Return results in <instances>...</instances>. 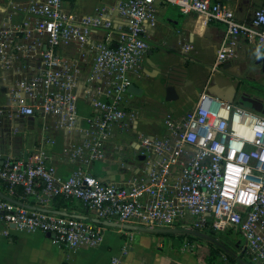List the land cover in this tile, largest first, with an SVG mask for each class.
I'll list each match as a JSON object with an SVG mask.
<instances>
[{"label":"built area","instance_id":"built-area-1","mask_svg":"<svg viewBox=\"0 0 264 264\" xmlns=\"http://www.w3.org/2000/svg\"><path fill=\"white\" fill-rule=\"evenodd\" d=\"M1 1L21 16L11 28L0 27V70L14 69L18 75L17 114L53 119L58 129L76 127L77 57L90 45L94 31H104L84 85L99 99H92L95 112L86 121L85 138L72 146V155L88 163L103 158L112 128L124 118L122 98L149 49L144 26L153 20L156 4L223 27L212 71L234 58L238 38L264 52L262 8L254 10L249 22H238L220 0H126L115 10L128 24L114 27L100 16L77 19L65 13L62 0ZM66 50L74 57L64 58ZM166 127L175 137L173 147L143 140L142 150L133 156L142 154L146 161L125 186L104 183L80 169L62 179L41 150L26 159L0 162V186L7 197L16 200L21 191L20 196L31 197L39 208L49 209L55 198L75 201L101 221L148 228L195 225L230 241L238 234L250 260L264 264V236L259 230L264 220V116L203 92L184 122L168 121ZM1 229L40 232L64 250L96 246L104 230L0 198ZM127 254L125 247L122 255Z\"/></svg>","mask_w":264,"mask_h":264},{"label":"crops","instance_id":"crops-1","mask_svg":"<svg viewBox=\"0 0 264 264\" xmlns=\"http://www.w3.org/2000/svg\"><path fill=\"white\" fill-rule=\"evenodd\" d=\"M120 1L126 0H62L64 12L77 19L100 16L104 21H111L114 27H124L128 24L127 20L120 18L115 10ZM220 2L232 9L238 22H249L254 10L264 9V0ZM20 19L19 13L10 12L5 2L0 0V27L11 28ZM222 34L223 27L219 24L208 23L194 15H182L173 6L156 4L153 20L144 26L149 49L139 72L131 77V85L140 89L142 95L137 97L127 93L122 98L124 118L112 128L103 158L92 163L72 155V146L80 144L85 138L86 121L95 112L92 99H99L92 98V93L87 92L84 85L93 66L95 46L104 40V31H94L90 45L77 57V122L70 131L56 128L53 119L38 114L30 118L19 116L14 97L18 75L14 69L0 70V162L26 159L34 150H41L47 154L50 164L62 179L80 169L104 183L125 186L140 165L133 152L142 150L143 140L161 141L169 148L173 147L175 137L167 129L166 122H184L201 93L237 103L240 92L245 87L248 90L250 83L263 84L264 72L257 61L264 58V52L242 38H238L234 45V58L224 62L218 70H211ZM62 55L68 60L74 57V53L68 50ZM168 86L174 88L177 100L165 101ZM0 193H6L2 186ZM15 199L24 205L37 207L31 197L18 195ZM52 205L49 202L48 208L52 209ZM62 211L94 218L77 202ZM102 227L100 244L81 246L76 250L59 248L40 232L1 229L0 264H201L191 253H185V247L180 253L170 251L171 240L165 234ZM259 230L264 236V220H261ZM230 242L233 247L229 248L241 255L246 264H258L246 255L242 238L239 240L237 237L236 241ZM125 247L128 254L123 256ZM222 264L230 263L224 260Z\"/></svg>","mask_w":264,"mask_h":264},{"label":"water","instance_id":"water-1","mask_svg":"<svg viewBox=\"0 0 264 264\" xmlns=\"http://www.w3.org/2000/svg\"><path fill=\"white\" fill-rule=\"evenodd\" d=\"M258 65L262 66V71L264 72V58H260L257 61ZM127 93L131 94L133 96H141L142 91L138 88H136L133 85H130L127 89ZM177 100V97L174 92V88L172 86H168L165 89V101L166 102H171ZM237 103L241 106H246L247 108L260 113L261 115L264 116V102L259 101L257 99H251L245 94L241 95L240 98L238 99ZM135 160L139 162V168H141L146 161V157L144 155H138L135 157ZM0 198L3 200H6L10 203H13L15 205H18L20 207H23L25 209L31 210V211H37V212H42V213H47V214H52L56 216H61V217H66V218H72V219H77V220H83L87 221L96 225L100 226H111V227H117V228H122L131 232H139V233H144V234H153V235H187V236H192L195 238L202 239L216 248L220 249L222 253L226 256L231 257L234 261H236L237 264H246L243 259L241 258V255H237L233 250H231L227 245H225L223 242L217 240L214 236H211L209 234H204L202 232H199L197 230H190V229H184V228H148V227H140V226H132V225H122V224H115L112 222H107V221H101L95 218H90V217H85L81 215H76V214H71L65 211H54L52 209H45V208H38L30 205H24L20 202H17L16 200H13L4 194L0 193ZM13 228V226H11Z\"/></svg>","mask_w":264,"mask_h":264},{"label":"trees","instance_id":"trees-1","mask_svg":"<svg viewBox=\"0 0 264 264\" xmlns=\"http://www.w3.org/2000/svg\"><path fill=\"white\" fill-rule=\"evenodd\" d=\"M17 195H21V191H18ZM75 201L72 200H65L63 198H55L52 200V209L54 211H62L64 209H70L72 207V204ZM206 231L209 233V235L213 236V234H217L216 232L212 231L209 228H206ZM164 236H167L171 240L170 244V251H176L177 253H180L183 247H185V241L188 239V241L193 242V240H197L200 242H204L208 245L207 249H201V251H193L191 254L193 258L197 261H199L201 264H222L224 261L225 256L228 260L227 262L230 264H237L236 261H234L231 257L226 256L222 253V251L212 244L192 236L187 235H168L165 234Z\"/></svg>","mask_w":264,"mask_h":264},{"label":"rangeland","instance_id":"rangeland-1","mask_svg":"<svg viewBox=\"0 0 264 264\" xmlns=\"http://www.w3.org/2000/svg\"><path fill=\"white\" fill-rule=\"evenodd\" d=\"M247 87H245L244 89L245 90H242L243 92H240L239 96H238V99L240 98L241 95L245 94L246 96H248L249 98L251 99H255L254 97L258 96V97H262L264 98V82L263 84H257V83H250V88L254 89V90H250V88H248V90H246ZM256 95V96H255ZM237 99V101H238ZM246 107V106H245ZM184 229H190V230H198L199 232H202L204 234H209L207 231H206V228L203 227H196L195 225L194 226H186V227H183ZM231 235H235V232L234 231H231L230 233ZM213 236L223 242L225 245H227L228 247L232 248L233 245L232 243L230 242V240L226 237H222L220 234H213ZM236 236L238 237V239L240 240L241 238L238 236V234H236ZM208 245L204 242H200V241H197V240H193V242H190L188 241V239L185 241V253L189 252V253H192L194 250L195 251H201V249H207ZM193 249V250H192ZM224 260H228L225 256H223Z\"/></svg>","mask_w":264,"mask_h":264},{"label":"flooded vegetation","instance_id":"flooded-vegetation-1","mask_svg":"<svg viewBox=\"0 0 264 264\" xmlns=\"http://www.w3.org/2000/svg\"><path fill=\"white\" fill-rule=\"evenodd\" d=\"M256 96V95H255ZM255 99H257V100H259V101H262V102H264V98H262V97H258V96H256V97H254Z\"/></svg>","mask_w":264,"mask_h":264}]
</instances>
